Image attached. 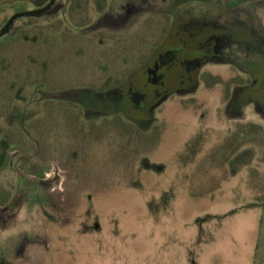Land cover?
<instances>
[{
  "label": "rangeland",
  "instance_id": "374dc122",
  "mask_svg": "<svg viewBox=\"0 0 264 264\" xmlns=\"http://www.w3.org/2000/svg\"><path fill=\"white\" fill-rule=\"evenodd\" d=\"M171 1L110 0L113 13L133 5L140 13L91 45L95 32L63 17L18 19L0 49L14 47L34 84L11 94L0 128L48 120L57 86L98 85L112 72L114 57L106 53L146 36L149 25L160 30ZM227 1L190 3L171 16L176 37L162 47L183 56L168 68L163 93L126 113L141 131L160 130L150 152L120 162L114 139L77 142L62 121L44 138L30 132L38 149L31 159L49 169L44 179L23 170L22 150L12 152L0 190L18 205L8 212L0 205V264H264V146L248 144L222 167L210 159L239 125L264 129V1L231 9ZM35 10L24 0H0V32L13 16ZM90 15L96 25L94 8ZM192 63L197 74L178 80ZM71 100L91 111L87 124L129 105L125 93L92 89Z\"/></svg>",
  "mask_w": 264,
  "mask_h": 264
},
{
  "label": "trees",
  "instance_id": "16d2710c",
  "mask_svg": "<svg viewBox=\"0 0 264 264\" xmlns=\"http://www.w3.org/2000/svg\"><path fill=\"white\" fill-rule=\"evenodd\" d=\"M32 3L38 8L44 7L50 0H24ZM100 3L99 10L104 11L106 0ZM264 0H228V8H237L251 2ZM90 0H75L71 15L76 26H83L84 11L88 8ZM210 3L213 0H172L169 7L164 12L163 27L153 28L149 34L143 36L133 42L132 45H123L114 53H106L110 59L114 57L111 63L114 65V74L108 76L107 83L98 88L100 91H107L115 87H119L127 81L128 74L141 67L145 59L153 52H157L162 47L169 34L168 24L171 16L181 7L190 3ZM80 17L81 19H77ZM14 47L0 49V118H4L11 111L13 106L12 95L18 88L23 85L34 84L33 76L27 68L17 65V56L14 55ZM144 53V57L136 59L138 54ZM122 59L127 60L129 66L126 67L122 63ZM120 62V67H116V62ZM124 62V61H123ZM210 86V85H209ZM67 113L68 127H73L71 138L77 142L88 144L91 142H101L106 139H114L118 144L117 156L120 162L126 161L131 157H137L143 152H150L149 148L156 147L161 139V133L158 128L153 132L146 133L141 131L130 120L117 116L114 118L104 119L101 124L84 122L77 109L65 110ZM50 117L48 120H38L29 129L41 130L50 127L54 118V109L49 108ZM41 137L47 136V133L40 132ZM248 144H257L264 146V129L256 124H242L237 127L236 132L230 136L226 142L215 150L210 159L217 161L220 159V166H226L229 161ZM14 150H22L24 156L22 158L23 170L32 176L45 178L48 168L39 161L31 159V154L38 151L37 146L30 140V137L18 129H1L0 128V171L6 168L11 160V154ZM11 198L10 193L0 190V205L6 206Z\"/></svg>",
  "mask_w": 264,
  "mask_h": 264
},
{
  "label": "flooded vegetation",
  "instance_id": "af4514ba",
  "mask_svg": "<svg viewBox=\"0 0 264 264\" xmlns=\"http://www.w3.org/2000/svg\"><path fill=\"white\" fill-rule=\"evenodd\" d=\"M51 1L52 0H50L42 8H38L36 6H34V7L37 10L43 9V8L47 7L51 3ZM74 2H75V0H57L54 3V5L52 6V8L50 9L49 13L55 12L54 16L52 18L63 17L66 21H68L70 24H72L73 27L77 30H81V31H86V30H90V29L93 30L96 35L93 38L91 37L90 40H88L90 43L89 45H91L93 42H95L97 40L106 41L110 37L102 32L104 29L115 30L119 26H121V24H123V22L131 21L132 18H134L136 15H138L140 13V8L138 9V7H135L134 5L131 9L124 11V13H120V14L119 13H113L110 11V0L105 1V4H106L105 10L100 11L98 9L100 6V3H104V2L103 1L90 0L88 8L84 11V14H85V17H84L85 22L84 23L85 24L83 26H76L73 22V18L71 15L72 6H73ZM91 8H94L95 12L99 16L98 22L96 23V25H93V23H92V18L90 15ZM121 8H122V10L125 9L123 5L120 7V9ZM45 17L46 16H42V18H45ZM77 19L79 20L81 18L78 17ZM165 22H166V18H165ZM57 29L59 30L60 26L57 27ZM10 31L6 35H8L10 33ZM175 37L176 36H174L173 32L170 31L168 36H167V39L165 41L167 46L169 45V41L174 39ZM223 38L219 39L217 44H219V45L224 44L223 40H225V39H223ZM182 56H183L182 54H180V53H178V52H176V51H174L168 47L166 49H164L163 47H160L157 52H153L147 59H145L144 63L141 65V67L135 69V71L128 74L127 81L125 82V84H123L119 87L112 88V89L107 90V91H100V90H98V88L101 87L102 85H104L105 83H107L108 76L114 74V65H111V68H112L111 74L107 75L103 79H100L98 81L99 82L98 85L94 84L95 81L92 83L84 82L82 85H80V87L78 89L70 90L68 92L65 91L68 87L57 86V88L54 90L55 94L53 95V97H51L49 99L51 102H49L48 106L46 107L48 110H49V108L54 109V118L52 121L53 126L51 128L48 127V128L37 130V131L33 130V129H29V127H27V128H24V127L9 128V129H18V130L26 133L30 137V140L32 141V138L30 136L32 132H36V133L40 134V132L42 131V133L45 132V133H47V136H49V135L53 134V132L55 131L59 121H62V122L66 123L65 132L68 135H71V131L73 130V127H71V128L68 127V123L66 122L68 115H67L65 110L77 109V110H79L80 116L82 117L84 122H86L85 121L86 119L92 121L91 120L92 119L91 111L82 110V108H80L78 105L74 104L72 102L73 100H71L74 97L75 92H77L80 89H82V90L92 89V90H94L100 94H103V95H108L111 92H118V93L122 92V93L127 94V97L129 98V105L128 106L122 105L119 108V110L114 109V110H111L110 112L99 113L97 119H99V121H103L104 119L122 116V117H124V118H126L132 122L135 118L132 116H128L126 114L127 108L128 109L130 108L132 110L133 109L139 110V108H141L144 105L143 103L147 97L150 96L152 98L151 99L152 101L150 103H152L155 98L159 97L163 93V90H161L160 87L163 86L164 77H166L167 71L169 72L168 68L173 66L174 63H177L179 61V58H182ZM204 57L206 58V56H204ZM204 57L201 56V58H204ZM184 59H188V56H186V58H184ZM197 60H198V58H197ZM207 61H209V60H207ZM198 65L199 64H197V63L196 64L192 63V65L190 64L186 68L185 71L181 72L180 76L178 77V80L182 79L184 76H187L188 74L189 75L197 74V71L199 70ZM116 67H120V65H116ZM173 81H177V80L175 79ZM23 86H25V85H23ZM135 90H137L138 91L137 93H139V94H135L134 93ZM184 91L185 90H182L181 92H184ZM227 98H228V100H227L228 104L234 102L233 101L234 99L231 101L232 98L231 99L229 97H227ZM149 105L151 107L152 104H149ZM12 108H13V106H12ZM49 117H50V113L48 112V119H49ZM137 122H139V121H137ZM154 130L155 129L151 130V132H153ZM36 146H37V144H36ZM21 162H22V159H21ZM46 175H48V173ZM41 179H44V178H41ZM10 202H11V198H10L8 204L6 206H3L5 212L14 211L17 208L18 198H17V202L13 206L10 205L11 204Z\"/></svg>",
  "mask_w": 264,
  "mask_h": 264
},
{
  "label": "water",
  "instance_id": "95a60500",
  "mask_svg": "<svg viewBox=\"0 0 264 264\" xmlns=\"http://www.w3.org/2000/svg\"><path fill=\"white\" fill-rule=\"evenodd\" d=\"M56 1L57 0H52L51 3L47 7L43 8V9H38V10L27 12V13H20V14H17L15 16H13L9 20L7 25L4 27V29L0 32V39L2 37H4L13 28L14 23L20 18L42 17V16H52V15H54L55 12L54 13H49V11H50V9L52 8V6L54 5V3Z\"/></svg>",
  "mask_w": 264,
  "mask_h": 264
}]
</instances>
